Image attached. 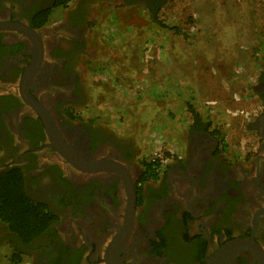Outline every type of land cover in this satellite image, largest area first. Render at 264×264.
I'll list each match as a JSON object with an SVG mask.
<instances>
[{
	"label": "flooded vegetation",
	"instance_id": "flooded-vegetation-1",
	"mask_svg": "<svg viewBox=\"0 0 264 264\" xmlns=\"http://www.w3.org/2000/svg\"><path fill=\"white\" fill-rule=\"evenodd\" d=\"M57 2L0 0V178L20 168L28 196L53 215L30 243L0 220V241L29 264H264V70L246 150L229 152L194 113L182 146L144 160L94 110L87 82L98 24L128 10L157 21L166 0Z\"/></svg>",
	"mask_w": 264,
	"mask_h": 264
},
{
	"label": "rangeland",
	"instance_id": "rangeland-1",
	"mask_svg": "<svg viewBox=\"0 0 264 264\" xmlns=\"http://www.w3.org/2000/svg\"><path fill=\"white\" fill-rule=\"evenodd\" d=\"M130 12L95 30L100 57L88 91L112 97L106 67L120 60L118 94L132 93L118 122L105 124L122 135L127 130L144 160L182 146L194 113L228 142L229 152L246 150L247 114L257 100L252 88L264 70V0H166L157 21L145 10L137 20ZM97 113L105 117L104 110ZM13 253L0 241V264H11Z\"/></svg>",
	"mask_w": 264,
	"mask_h": 264
},
{
	"label": "trees",
	"instance_id": "trees-1",
	"mask_svg": "<svg viewBox=\"0 0 264 264\" xmlns=\"http://www.w3.org/2000/svg\"><path fill=\"white\" fill-rule=\"evenodd\" d=\"M69 0H58L56 7ZM45 17L37 27L46 23ZM264 57V44H261ZM53 215L48 206L34 202L26 193L24 175L20 168L4 172L0 178V220L25 243H30L49 228ZM11 264H22L19 251L10 257Z\"/></svg>",
	"mask_w": 264,
	"mask_h": 264
},
{
	"label": "crops",
	"instance_id": "crops-1",
	"mask_svg": "<svg viewBox=\"0 0 264 264\" xmlns=\"http://www.w3.org/2000/svg\"><path fill=\"white\" fill-rule=\"evenodd\" d=\"M119 61L114 62V64L110 65L109 67H106L107 72L105 73V75L108 76L107 77L108 82L110 84V88H111V91L113 93V96H115V97L112 96V97L108 98V96H106L108 94L105 90L96 91L94 93V97L92 96V100L93 101L97 100L96 102L98 103V100L100 101V99H101V95H105V98L103 97V102H100V104L98 105V108L94 109V110L96 112H101L102 110H104L105 111V113H104L105 118H106L107 122H110V123L111 122H114V123L118 122L117 119H115V117H117V115H118V112H120V111L125 112L126 111V108H125V106H122V103L123 102L126 103L128 100L131 99V96H132V93H130V94L126 93V90H125V95H126L127 99L125 98L124 95L118 94L120 92V87H119L120 83L118 82V80L120 79V73H121L120 68H118ZM117 88H118V92L115 91V90H117ZM100 89H101V87H100ZM115 111H116V114H115ZM25 261L28 264L30 262L29 259H27V258L25 259ZM25 261H23L22 263L24 264Z\"/></svg>",
	"mask_w": 264,
	"mask_h": 264
},
{
	"label": "water",
	"instance_id": "water-1",
	"mask_svg": "<svg viewBox=\"0 0 264 264\" xmlns=\"http://www.w3.org/2000/svg\"><path fill=\"white\" fill-rule=\"evenodd\" d=\"M19 24H14L13 25V27L14 28H17V29H21V30H23V27H21V28H18L19 26H18ZM1 28H6L5 27V24H0V29ZM29 33V32H28ZM33 33H34V31H33ZM35 34V33H34ZM28 75H31L30 73H25V75H24V80H29V77H28ZM22 85H23V82H22ZM21 95H22V97L25 99V101L26 102H28V100L30 101V102H32L31 104H34V105H37V106H39V107H41V105L34 99V97H32L31 96V94L29 93V91H25V89L23 90V91H21ZM42 108V107H41ZM43 111H44V109H43ZM44 118V117H43ZM47 116H46V118H45V120L47 121ZM51 124L53 125L54 123H53V120L51 119L50 120V123H47L46 122V125H47V129H48V127L49 128H51ZM48 132H50L49 130H48ZM51 135V134H50ZM61 141V140H60ZM57 144H59V143H57ZM60 145L64 148V144L62 143V142H60ZM56 146V145H55ZM57 149H58V151H60L61 152V150H62V155L64 156V157H66L67 158V160L70 162V163H72V165H73V162L69 159V157H68V155H66L65 153H64V151H63V149L62 148H58V147H56Z\"/></svg>",
	"mask_w": 264,
	"mask_h": 264
},
{
	"label": "built area",
	"instance_id": "built-area-1",
	"mask_svg": "<svg viewBox=\"0 0 264 264\" xmlns=\"http://www.w3.org/2000/svg\"><path fill=\"white\" fill-rule=\"evenodd\" d=\"M163 155H164V153L162 152V153H160V155H156L155 158L156 159H162L163 160V158H164Z\"/></svg>",
	"mask_w": 264,
	"mask_h": 264
}]
</instances>
